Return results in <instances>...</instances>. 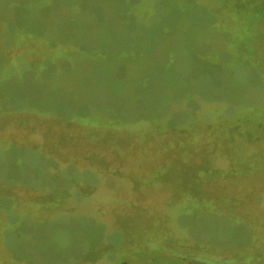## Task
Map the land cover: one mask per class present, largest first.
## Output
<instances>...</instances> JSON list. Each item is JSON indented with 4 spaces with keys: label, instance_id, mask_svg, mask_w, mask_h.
<instances>
[{
    "label": "rangeland",
    "instance_id": "374dc122",
    "mask_svg": "<svg viewBox=\"0 0 264 264\" xmlns=\"http://www.w3.org/2000/svg\"><path fill=\"white\" fill-rule=\"evenodd\" d=\"M261 15L264 0H0V178L89 188L94 173L61 164L72 159L70 145L129 161L167 134L192 151L200 137L232 140L226 153L241 160L248 136L264 141V65L249 42ZM43 133L64 144L58 167L19 139L38 143ZM166 212L205 244L249 237L195 199ZM93 220L0 223V246L31 263L62 264L98 242L103 226Z\"/></svg>",
    "mask_w": 264,
    "mask_h": 264
},
{
    "label": "flooded vegetation",
    "instance_id": "af4514ba",
    "mask_svg": "<svg viewBox=\"0 0 264 264\" xmlns=\"http://www.w3.org/2000/svg\"><path fill=\"white\" fill-rule=\"evenodd\" d=\"M256 22L254 38L249 42L264 65V27ZM43 135L38 143L23 134L19 139L25 137L31 150H41L58 167L56 154L64 144L61 139ZM167 135L156 139L146 153H131L129 161L123 156H99L98 149L95 153L78 142L70 145L65 153L72 159L61 164H75L79 171L94 173L98 182L89 188L86 185L90 182L83 185L84 189L75 182L60 188L54 184V177L43 181L44 186L0 178V223L15 230L14 225L18 227L21 222L48 224L64 214L93 218L95 224L103 226L102 236L90 251L62 264H194L193 260L204 264H264V158H258L257 152L264 148V141H251L253 136H248V144L238 154L242 159L236 160L226 153L234 146L232 140L225 138L219 143L209 136L200 137L192 151L179 136L173 139ZM73 184L79 189L73 190ZM190 199L197 200L201 209H208L206 214L221 215L242 225L249 237L215 246L185 234L166 210ZM3 200L9 204L1 205ZM190 217L196 221L200 213ZM152 232L157 233L149 242ZM111 236L117 240L112 242ZM0 264L41 263L18 259L0 246Z\"/></svg>",
    "mask_w": 264,
    "mask_h": 264
},
{
    "label": "water",
    "instance_id": "95a60500",
    "mask_svg": "<svg viewBox=\"0 0 264 264\" xmlns=\"http://www.w3.org/2000/svg\"><path fill=\"white\" fill-rule=\"evenodd\" d=\"M194 264H204V263H201V262H198V261H192Z\"/></svg>",
    "mask_w": 264,
    "mask_h": 264
}]
</instances>
